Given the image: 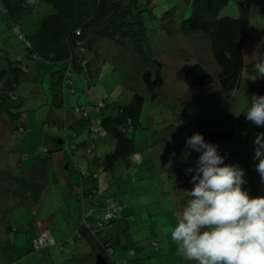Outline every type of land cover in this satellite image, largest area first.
Segmentation results:
<instances>
[{
    "label": "rangeland",
    "instance_id": "1",
    "mask_svg": "<svg viewBox=\"0 0 264 264\" xmlns=\"http://www.w3.org/2000/svg\"><path fill=\"white\" fill-rule=\"evenodd\" d=\"M193 1L139 0L140 6L146 8L144 18L148 25L144 49L101 37L96 48L86 52L92 61L82 67L88 68V74L78 67L71 68L64 86L65 72L55 85L50 71L46 72L40 63L22 68L21 81L15 90L19 98L0 105V264H96L97 251L104 243L93 233L76 237L82 219L80 202L75 189L64 187L65 174L75 186V177L78 184L81 181L79 174L77 170L73 173L56 165L59 154L71 160L73 146L79 169L96 166L95 158L86 151L88 145H95L98 156L114 151V135L108 133L94 142L91 124L83 121L82 116L77 117L76 124L68 126V133L63 127L67 112L71 114L73 109L75 113L81 112L79 107L95 100L109 101L101 106L103 110L94 107L90 112V117L100 120L115 113V106L128 104L136 92L145 97L135 128L128 133L133 137L135 154L141 153V159L127 166L118 158L114 172L99 164V169H95L98 176L93 177L99 181L94 183L103 190L102 197H112L123 204L109 236L114 249L110 261L116 259L115 264H121L119 259H125L126 264H191L177 252L169 231L182 209L184 190L193 187L192 181L189 188L179 184L184 181L183 174L187 175L182 172L183 167L186 171L192 168L193 175L199 156L194 150L188 151L185 142L174 150L172 143L186 130L231 129V138L212 142L225 155V164L238 163L245 170L243 187L249 194L264 195V181L255 168L258 161L253 160V140L264 132V127L246 120L242 113L253 94H264V60H257L264 59L257 44L264 45V0L252 1L245 44L247 61L239 91H226L217 81L192 88L184 80V69L198 61L214 73L218 70L210 38L201 32L183 34L179 28L182 19L192 14ZM6 3L9 15L0 10V69L10 68L9 60L16 59L15 53L26 54L23 41L17 38L16 23L24 22L30 11L20 8L19 0ZM221 13L238 16V2L230 1ZM32 25L26 23L23 27L27 31ZM19 37L27 36L19 34ZM154 58L162 61L164 83L151 90L143 73L150 70L154 78L158 69ZM89 77L91 81L87 84ZM257 82L260 88L251 87ZM55 125L59 126L54 128ZM18 126H23L25 132L16 133ZM180 137L186 141L187 137ZM59 138L63 143L58 142ZM46 150L55 152L54 157L52 153L46 156ZM175 163L185 165L175 168L172 166ZM126 220L130 230L119 232V225ZM42 233L54 236L55 241L37 249L32 238Z\"/></svg>",
    "mask_w": 264,
    "mask_h": 264
},
{
    "label": "trees",
    "instance_id": "2",
    "mask_svg": "<svg viewBox=\"0 0 264 264\" xmlns=\"http://www.w3.org/2000/svg\"><path fill=\"white\" fill-rule=\"evenodd\" d=\"M138 1L19 0L20 8L30 10L25 14L26 20L24 22L16 23L17 38L23 41L26 54L22 51L15 53L13 56L16 59L11 57L9 60L10 68L0 69V97H2L0 105L4 106L9 101L19 98L15 90L21 81V72L24 71L22 68L24 69L25 66L31 67L40 63L46 72L50 71L55 85L61 82L65 72L67 75L63 78L64 86L67 84L65 82L70 76L71 68L78 67V70H81L83 74L89 72L88 68L82 67H86L92 61L89 56H86V52L95 49L97 40L101 37L125 44L133 43L135 47L143 50V44L148 41V25L144 18L146 8L140 6ZM230 1L232 0H194L192 14L183 18L180 23L179 28L183 34L201 32L210 38V48L218 66L216 73L207 69L199 61L184 69L183 78L192 88L208 86L215 81L226 91L240 87L245 67L244 46L251 25L250 14L253 0H236L239 8L238 16L221 15L222 10ZM7 6L6 0H0V10L9 15ZM26 23H33L32 28L27 31L23 27V24ZM19 34L27 37L21 39ZM80 50L82 52H79ZM26 56H28V60ZM153 61L158 65L154 78H151L150 70L143 73V78L151 90L164 83V76L161 71L162 61L158 58H154ZM90 81V77L86 79L87 84H90ZM152 96L155 97L154 94ZM144 101L145 97L136 92L128 104L115 106V113L104 115L100 120L97 117H90V113L88 116H83L79 112L75 113L73 109L77 117L82 116L83 121L90 122V131L94 139L102 137L99 135L94 137L93 132L96 127L103 128L106 135L108 133L114 135L116 147L111 153L105 154L103 156L104 161H102L108 170L115 167L113 165L118 158L127 164L132 162L131 156L135 153V148L133 137L128 133L135 128ZM101 110L103 109L101 108ZM65 128L68 131L66 126ZM73 133L75 134V132ZM193 133L191 132V135ZM200 133L203 134L205 140L213 141L228 139L233 136L231 129ZM89 147L90 145L87 146L86 151L89 156L95 158L94 161L97 163L100 156L95 153V148L92 149L94 152H88ZM75 148L76 146L71 147L73 151ZM46 151V156L52 153L50 150ZM95 174L98 175V173L92 172V175ZM79 177L80 179L83 178L82 175ZM82 188H84L83 185ZM97 200L98 202L94 204V207L96 212H100L108 200L96 199L92 203ZM82 203H84V198H81ZM78 228L81 235L86 233L90 235L91 233L87 229H82L81 225ZM106 229V232L109 233L110 228L108 229L107 226ZM93 234L104 243L97 254L102 253L110 260L112 254L109 255L108 252L112 250L113 253L114 249L109 234L105 233V235L107 234L106 238L98 236L97 232ZM32 247L34 248L33 245ZM122 260L126 262L125 259Z\"/></svg>",
    "mask_w": 264,
    "mask_h": 264
},
{
    "label": "clouds",
    "instance_id": "3",
    "mask_svg": "<svg viewBox=\"0 0 264 264\" xmlns=\"http://www.w3.org/2000/svg\"><path fill=\"white\" fill-rule=\"evenodd\" d=\"M243 113L264 127V94H253ZM185 143L199 156L193 187L184 190L185 202L169 229L177 252L191 264H264V195H250L243 187L245 170L225 164V155L202 133L194 132ZM253 144L255 168L264 181V132Z\"/></svg>",
    "mask_w": 264,
    "mask_h": 264
},
{
    "label": "crops",
    "instance_id": "4",
    "mask_svg": "<svg viewBox=\"0 0 264 264\" xmlns=\"http://www.w3.org/2000/svg\"><path fill=\"white\" fill-rule=\"evenodd\" d=\"M258 33V32H257ZM257 33H256V35H257ZM254 35H255V33H254ZM253 35V36H254ZM256 35H255V38L258 40V38L256 37ZM248 36V35H247ZM247 39V38H246ZM245 44H246V42H245ZM258 44V46L260 47V50H259V54L260 55H262V54H264V45H261V43L260 42H258L257 43ZM258 47V48H259ZM244 56H245V65H246V61H247V59H246V53H245V46H244ZM257 60H264V59H257ZM243 86V77H242V80H241V84H240V87L239 88H237V90L239 91L240 90V88ZM251 87H254V89L256 88H260L261 87V84L259 83V82H257V84H252L251 85ZM236 90V89H235ZM233 91V90H232ZM247 108H242V113L246 110ZM68 114L66 115V117L64 118V120H65V126L68 128V126H70V125H73V124H76V119H77V116L75 115V113L74 112H72L71 114H69V112H67ZM55 126H59V125H55ZM60 126H63V125H60ZM65 126H63L64 127V129H65V132L66 133H68V131H66V128H65ZM191 132L192 131H190V130H186L185 132H183V133H180V136H182V137H189V136H191ZM179 134V133H178ZM178 137L177 139H176V141L175 142H173L172 143V145H174V147H175V149L174 150H176L177 149V146L178 145H180L182 142H185V138H181V137ZM176 138V133H174L173 134V139H175ZM60 139V138H59ZM59 139H58V142H59ZM97 139V138H96ZM96 139H94V142H96ZM225 140V139H224ZM223 139L222 140H216V141H224ZM206 141H209V142H212L213 140H206ZM215 141V142H216ZM62 143H63V141H62ZM218 144V143H217ZM159 146V145H158ZM90 147H92L93 149L95 148V145L94 144H92V145H90ZM75 150V149H74ZM238 151H239V149L238 150H236V152L238 153ZM73 152H75V151H73L72 149H70V154H71V160H69V158L67 157V156H63V155H61V154H59V158H58V162H57V160H56V165H57V167L58 166H60V168H65V169H67V170H72V172L74 173L76 170V172H77V175L79 174V175H81V173L80 172H82L83 170H86L85 172H86V177H83V178H81V181H80V183L78 184V180H77V178L75 177V182L77 183L76 185L77 186H75L74 184H72L71 183V181H72V179L68 176V177H66L67 175L65 174V184H64V187H65V189L66 190H73L74 191V189L77 191L76 192V194H77V198H78V200H79V202H80V211H82V206H83V203L81 204V191H82V189H88V188H90L91 186H97V187H99L98 185H96V183L97 184H99V181H97V179L96 180H94L95 178H93L94 177V175H92V172H95V169H99L98 168V165L99 164H101L102 163V161H104V155L103 156H101V155H99L100 156V159L98 160V162L96 163V166H94V165H89V168L87 169V168H83L82 167V169H79V167L77 166L78 164H76L77 162H76V160H75V155H74V153ZM79 152V151H78ZM93 152H94V150H93ZM54 154H55V152H53L52 154H51V156L52 157H54ZM239 154V153H238ZM65 159H64V158ZM74 162H73V161ZM101 162V163H100ZM125 162V161H124ZM228 162V161H227ZM226 162V163H227ZM104 166H105V168H106V164H104V162L102 163ZM125 164L128 166V164L125 162ZM117 161H116V163L113 165V166H115V167H113V169H111V168H109V170H113V172L115 171L114 169L117 167ZM185 164H182V165H180V166H178V163H177V165H176V163L175 164H172V166L173 167H175V168H181L182 166H184ZM33 167H36V166H33ZM38 167V166H37ZM71 167H73V168H71ZM40 168V167H39ZM60 168H58V169H60ZM42 169V168H41ZM107 169V168H106ZM108 170V169H107ZM185 171V172H184ZM25 172H28V171H25ZM99 172V171H98ZM182 172H184L185 174H187L186 176L183 174V177H184V181L182 180L179 184H181L183 187H185V188H189V187H192L191 185H192V183H191V181H192V173L191 172H187L186 170H185V168L183 167V171ZM71 174V173H70ZM99 176H100V174H99ZM78 177V176H77ZM49 180H50V175L48 174V171H47V182L49 183ZM99 180H100V178H99ZM91 181V183H89ZM94 181L96 182V183H94ZM89 183V184H88ZM82 185L84 186V188H82ZM82 188V189H81ZM86 203H85V206L86 207H88V206H91L92 205V202H91V200H92V198H89V197H86ZM98 199H105V200H109V199H112V197H102V195L98 198ZM184 202H185V200H183V201H181V203H182V205L184 204ZM120 204H121V206H122V210H123V204L121 203V202H119ZM182 207V206H181ZM120 227H119V229H118V231L119 232H127L128 230H130V224H129V220H126V222L125 223H123L122 225H119ZM113 227V226H112ZM111 231H112V228L110 227V229H109V236L111 235ZM90 232V231H89ZM121 234H123V233H121ZM111 239V238H110ZM114 253V252H113ZM113 253H112V255H111V257L113 256ZM116 260V259H115ZM119 260H122V259H119Z\"/></svg>",
    "mask_w": 264,
    "mask_h": 264
},
{
    "label": "built area",
    "instance_id": "5",
    "mask_svg": "<svg viewBox=\"0 0 264 264\" xmlns=\"http://www.w3.org/2000/svg\"><path fill=\"white\" fill-rule=\"evenodd\" d=\"M107 102L108 100H95V103H89V105H86L84 107H79V109L81 110V112L79 113H81L83 116H88L91 108L98 107L101 109V106L106 105ZM54 128H56V126ZM16 130H17L16 133H19V134L24 132V128L21 126H19ZM93 135L94 137H97L98 135L103 136V135H106V131L103 128L96 127L94 129ZM92 149H93L92 147H89L88 152L91 153L93 151ZM131 159L132 161L141 159V153L140 154L134 153L131 156ZM81 175L83 177H86V172L82 171ZM97 176H98L97 174L94 175V177H97ZM102 192L103 190H101L100 188L96 186L92 188H88V189H82L81 191V198H84V203L82 206V217H81L82 219H81L80 225L82 226V229H87L91 233L97 232L98 236L105 235L106 230H107L106 227L112 225L113 220L119 217L121 209H122L121 204L115 199H109L107 203L105 204L104 209L100 212H96V209L94 207L95 206L94 204H96L98 200L92 203L91 206H88V207L85 206V200H87L86 197L92 198L91 202H93V200L98 199V197L102 195ZM95 196L97 197L94 199ZM75 232H76L75 233L76 237H79L80 236L79 228ZM52 241H55L54 236L48 235L46 233H42L39 236L34 238L33 245L36 248H40L44 245H49L50 242ZM108 253L109 255H111L112 250H110ZM118 262H120L121 264H126V262L123 260H118ZM114 263H115V260H114Z\"/></svg>",
    "mask_w": 264,
    "mask_h": 264
},
{
    "label": "water",
    "instance_id": "6",
    "mask_svg": "<svg viewBox=\"0 0 264 264\" xmlns=\"http://www.w3.org/2000/svg\"><path fill=\"white\" fill-rule=\"evenodd\" d=\"M63 139H59V143H62ZM96 264H115L114 262L110 261L105 255L102 253H98L96 257Z\"/></svg>",
    "mask_w": 264,
    "mask_h": 264
}]
</instances>
